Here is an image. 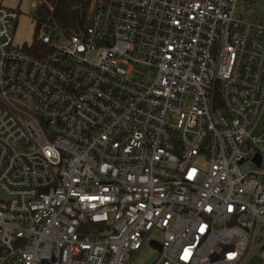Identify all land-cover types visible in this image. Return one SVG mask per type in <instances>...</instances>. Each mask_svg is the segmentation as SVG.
<instances>
[{
	"label": "built area",
	"instance_id": "2783aa9c",
	"mask_svg": "<svg viewBox=\"0 0 264 264\" xmlns=\"http://www.w3.org/2000/svg\"><path fill=\"white\" fill-rule=\"evenodd\" d=\"M258 6L101 0L37 57L0 5V264H264Z\"/></svg>",
	"mask_w": 264,
	"mask_h": 264
},
{
	"label": "trees",
	"instance_id": "16d2710c",
	"mask_svg": "<svg viewBox=\"0 0 264 264\" xmlns=\"http://www.w3.org/2000/svg\"><path fill=\"white\" fill-rule=\"evenodd\" d=\"M101 0H39L32 14L35 36L30 47H23L32 56L49 54L51 47L42 44L39 34L56 37L80 32L88 24L91 12Z\"/></svg>",
	"mask_w": 264,
	"mask_h": 264
},
{
	"label": "rangeland",
	"instance_id": "374dc122",
	"mask_svg": "<svg viewBox=\"0 0 264 264\" xmlns=\"http://www.w3.org/2000/svg\"><path fill=\"white\" fill-rule=\"evenodd\" d=\"M38 3L39 0H0V5L16 10L19 15L13 35V43L18 47H30L34 40L35 30L32 14ZM258 4V10L264 8V0H258ZM56 37L60 39L61 34L57 33ZM144 72V81L147 83L151 82L153 79L152 72ZM199 164L203 167L205 161L200 160ZM152 237L159 241L156 235ZM136 254L132 261L134 264H150L155 259L154 250L148 245L143 246Z\"/></svg>",
	"mask_w": 264,
	"mask_h": 264
},
{
	"label": "water",
	"instance_id": "95a60500",
	"mask_svg": "<svg viewBox=\"0 0 264 264\" xmlns=\"http://www.w3.org/2000/svg\"><path fill=\"white\" fill-rule=\"evenodd\" d=\"M253 159H254V161H255L256 163H259V161H260V159H258V157H256V156H255Z\"/></svg>",
	"mask_w": 264,
	"mask_h": 264
}]
</instances>
